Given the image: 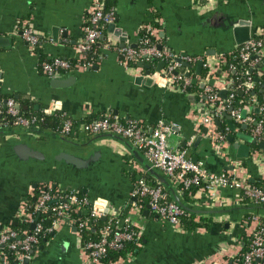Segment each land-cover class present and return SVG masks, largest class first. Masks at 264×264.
<instances>
[{
    "label": "crops",
    "instance_id": "crops-1",
    "mask_svg": "<svg viewBox=\"0 0 264 264\" xmlns=\"http://www.w3.org/2000/svg\"><path fill=\"white\" fill-rule=\"evenodd\" d=\"M113 1L119 33H110L108 26L105 27L104 44L109 43L110 48H101L98 59L89 68L48 78L41 72L42 61L53 57L78 61L93 0H0V37L9 41L0 47V96L15 99L20 111L30 116L48 113L60 117L62 124L66 118L71 119L77 129L66 136L68 141L93 144L91 147L102 150L103 154L98 165L84 173L60 165L20 164L7 153L5 143L9 139L29 140L47 152L62 149L82 154L91 147L83 149L56 136L34 133L9 134L6 140L0 137V230L15 223L21 204L33 197V189L41 183H50L60 189L82 192L90 200L104 199L110 216H118L121 222L129 218L133 226L142 230V247L127 264H232V259L264 221V208L240 200L239 190L221 189L219 197L209 204L204 203L202 195L191 197L190 204L225 211L197 216L210 218V228L194 231L173 228L153 214L148 203L140 210L134 207L140 205L139 199L133 196L137 180L144 178L152 184L160 183L145 170L143 154L134 153L110 138L96 139L83 131V125L111 114L122 122L143 124L150 133L159 122H164L169 129L171 150L187 151L192 160L207 161V153L213 147L204 129L201 134L195 131L196 115L202 116L208 111L201 84L214 80L212 87L220 97L223 92L228 96L227 75L218 69L215 77L205 78L203 65L198 70V63L184 62L189 66L183 63L178 70L184 75L183 81H189L187 91L174 88L163 78L152 79L153 83L148 84L147 72L150 75L158 72L161 62L149 60L138 66L125 65L117 49L136 46L142 31L150 29L160 47L177 57L217 60L238 48L230 27L232 23L253 22L254 37L264 32V0ZM20 21L28 22L39 34L42 42L38 51L33 52L21 38ZM256 69L254 82L257 84L264 75V50L263 61ZM243 108L248 111V117L255 115L257 109L250 104ZM225 112L219 115L221 124L230 128L228 119L222 116ZM233 123L236 132L250 135L249 129H242V124L234 119ZM235 151L234 157L229 155L235 166L223 158L222 163L217 159L212 169L233 166V172L248 184L264 183V150L252 146L250 158L244 160L235 157ZM255 217L258 221L253 220ZM72 229L64 227L45 239L29 264H36L45 255L54 238L58 244L50 264H88L81 256Z\"/></svg>",
    "mask_w": 264,
    "mask_h": 264
},
{
    "label": "built area",
    "instance_id": "built-area-1",
    "mask_svg": "<svg viewBox=\"0 0 264 264\" xmlns=\"http://www.w3.org/2000/svg\"><path fill=\"white\" fill-rule=\"evenodd\" d=\"M116 8H105V0H93L89 10L88 24L84 27V40L80 45V57L78 61L72 62L60 57H53L41 62V72L48 78H56L65 73L78 72L91 67L93 62H86L87 54L99 45V51L110 48V44L100 43L103 37V27L115 22ZM18 30L21 38L27 43L29 48L36 52L41 46L42 39L31 27L28 22L20 21ZM146 30V29H145ZM151 32L150 29L147 30ZM146 31V32H147ZM152 35V33H150ZM104 40V39H103ZM102 40V41H103ZM264 50V32L255 34L250 41L242 47L237 48L231 55L233 59H240L242 63L256 68L263 61ZM122 57V63L133 66L142 62L156 60L166 64L163 71L152 73L149 77L153 80L159 78L166 80L173 87L183 90L189 85V81H183V78L177 73L178 68L186 63L202 62L205 69L208 70V76L215 77L216 72L222 65L227 62L226 56H221L217 60H209L205 57H177L167 48L160 47L157 40L151 41L148 38L140 37L136 46H125L119 50ZM100 55V54H99ZM226 84L227 91L230 94L226 100H223L219 93L212 86L204 89V98L208 111L205 115H196L195 131L201 134L203 129L207 130L206 136L216 154L224 158L228 163L235 166L228 155L229 142L228 137L231 135V129L225 128L220 130L217 127L215 118L221 113L232 109L231 115L239 124L249 123L250 135L261 140L264 134V119L257 120L253 115L245 119L241 117L244 108L240 106L241 102L235 104V89L231 87L232 82L228 79ZM245 86L248 90L253 91L258 88L252 78H248ZM252 105L256 106L258 112L264 116V105H259L256 98H252ZM210 109L213 110L210 111ZM248 112V111H247ZM44 115L49 116L48 113ZM43 117L22 115L18 104L13 99L0 101V129L11 127H40ZM39 125V126H38ZM77 129L75 123L66 118L55 132L65 136H70ZM168 127L164 122H159L156 127L150 131L145 125L129 121L122 122L118 117L111 114L86 122L83 125V131L90 135L101 133H111L119 135L130 141L146 159L152 167L165 173L171 180L172 184L181 193L182 190H188L192 187H198V195H202L205 204H209L219 197L221 189L233 188L241 191L240 200L250 201L251 203L264 204V188L248 184L245 179L241 178L232 171H225L221 175H208L203 169L201 163H195L187 154V151H174L168 145ZM235 168V167H234ZM54 192H53V191ZM79 192L65 190L54 187L50 183H41L32 190L36 202L34 206L28 204L25 200L19 210V218L30 225H35L30 231H23L18 234L11 227H5L0 230V264H26L29 263L38 253L41 245V239L46 235H53L64 227L73 228L77 231L75 235L78 239L79 249L84 261L88 264H102L100 259L109 251L123 250L125 243L132 242L139 249L142 247V230L133 226L129 218L121 220L118 216L108 214V203L104 199L90 200L85 196H80ZM133 196L140 200H147L150 211L160 220L169 224L173 228L181 229L179 218L184 215V211L175 203L169 200L163 187L152 185L146 179L140 178L135 184ZM54 204L51 206L50 204ZM136 210H140L142 205H135ZM32 210V211H31ZM50 226L45 229L42 222H39L37 215H48ZM79 213H84L85 218L74 217ZM110 216L108 225H104L99 230V239L96 241H83L82 232L90 230L93 223L98 219ZM37 217V218H36ZM258 221V218H253ZM134 228L135 230H131ZM248 251L243 254L240 252L237 256L242 255L243 264H264V221H262L250 239ZM236 256V257H237ZM133 256L126 259H120L110 264H127ZM239 260L237 259L236 262ZM28 263V264H29Z\"/></svg>",
    "mask_w": 264,
    "mask_h": 264
},
{
    "label": "water",
    "instance_id": "water-1",
    "mask_svg": "<svg viewBox=\"0 0 264 264\" xmlns=\"http://www.w3.org/2000/svg\"><path fill=\"white\" fill-rule=\"evenodd\" d=\"M118 19L116 18L115 22L112 24L108 25V30L110 33H119L117 31V24H118ZM232 29V34L233 38L235 40L236 46L242 47L245 43L250 41L253 35V31L255 30V24L252 22L250 23L247 20H240L237 21L236 23H232L230 25ZM55 32V30H54ZM105 38V36L102 37V40ZM9 43V41L6 38L0 37V47L4 46L5 44ZM156 60L152 59V62H155ZM185 66H189L188 64L184 63ZM203 63L199 62L198 63V70L202 68ZM165 66L164 62H161L159 64V69L158 71H161V69ZM145 68L149 69V65H145ZM177 74V73H176ZM147 75H150L149 72H147ZM148 84L153 83V80L151 78H148L146 81ZM195 83V81H194ZM214 84V80L209 81L208 83H202L201 87L205 89V87L212 86ZM221 98L223 100H226L227 94L225 92L222 93ZM19 107V106H18ZM232 109H228L222 116L226 117L227 124L231 128L232 134L228 137V142L231 145L230 146V153L229 155L231 157H234L233 151H235V157H237L240 160L244 159H249L252 153V146L257 145L259 149L264 150V134L262 135L261 140H256L254 139L251 135H246L243 133V131L236 132V127L233 123V118L230 115ZM256 112H258V109H256ZM248 112L247 110H244L241 114V117L243 119L246 118ZM221 117L219 116L218 118H215V122L217 124L218 128H221ZM249 123H245L242 125V129L248 130L249 129ZM19 133H34L35 135H46V136H56V138L69 143L72 146H78L80 148H89L93 146V144H83L80 145L78 143L68 141V138L65 135H62L60 133H57L55 131H49L41 127L37 126H32V127H11V128H5V129H0V137H3V139L6 140L7 136L9 134H19ZM203 133L206 134L207 130L204 129ZM97 138H110L113 139L114 141H118L127 149L130 151L137 153L140 152L137 148L134 147V145L125 139L122 136L111 134V133H101V134H96L94 135ZM200 139V138H199ZM197 140L199 142L200 140ZM196 142V144H197ZM195 144V145H196ZM7 147V153H10L9 155L15 159L17 163L20 164H36V165H60L66 168H69L73 171H77L80 173H84L85 171L93 169L102 159V150H98L94 147H91L90 150L85 151L82 154H76L74 152L68 151V150H55L51 152H47L44 149L32 144L29 140H14V139H9L5 143ZM209 151L207 153V161L202 162L198 161L197 158H195L193 161L195 163H201L203 166V169L207 172L208 175H221L223 172L221 170L225 171H232L233 166H221L220 169L213 170L212 166L215 165L216 160L218 159L220 163L223 162V158L218 156V154L215 153L214 150ZM141 153V152H140ZM143 154V153H141ZM144 166L145 170L150 174V176L154 177L157 179L160 183L157 185L163 187L164 191L167 193L168 197L171 198V201L175 203L179 208H181L185 214L189 215H196V216H211L213 214H219L221 212L225 211H219L215 210L213 208H200L197 205H193L188 203L181 193L178 191V189L172 184L171 180L163 173L162 171L155 169L152 167L151 163L146 159L144 155ZM161 172V173H160ZM56 187V185H54ZM255 207H262L264 208V204H259V203H252ZM228 211V210H227ZM226 211V212H227ZM103 220L106 219V217L102 218ZM35 225H31V229L34 228ZM73 232L75 233L77 229L73 227ZM76 236V235H75ZM77 239V237H76ZM78 242V240H77ZM58 244L57 239H53V241L49 244V247L45 253V255H42V258H40L38 261L36 260V264H50L49 259L53 255V250L55 249V246ZM26 264L29 263V260L27 259Z\"/></svg>",
    "mask_w": 264,
    "mask_h": 264
},
{
    "label": "trees",
    "instance_id": "trees-1",
    "mask_svg": "<svg viewBox=\"0 0 264 264\" xmlns=\"http://www.w3.org/2000/svg\"><path fill=\"white\" fill-rule=\"evenodd\" d=\"M105 8L106 9H110V8H116V3L113 0H105ZM106 28L103 27L102 31L103 34L105 33ZM142 37L148 38L151 41H154V37L150 34V32H146L145 30L142 31ZM105 40H101L99 41L100 43L104 42ZM99 57V45H96L88 54H87V60L86 62H95ZM227 62L225 65H222L220 67L221 72H227L229 74L228 79L232 82L231 87L235 89V104L237 105L238 102L240 103V106L243 108L246 105H252V98H253V92L255 98L257 99V102L259 105H264V75L260 78L259 83H257L256 85L258 86L257 89L250 91L248 90V88L245 86V83L247 82L248 78H252L253 81L255 79V77L257 76V69L256 68H252L250 67L248 64L242 63L240 59H233L232 55H227ZM133 66H138V65H133ZM182 67V66H181ZM178 75L182 76L184 78L183 73L181 72V70L179 69L178 71ZM217 75V74H216ZM208 76V70L205 69L204 72V77L207 78ZM192 87V86H191ZM190 87V88H191ZM188 88H186L185 91H187ZM216 91V90H215ZM230 94V92L228 91V95ZM10 99V98H9ZM7 99H4L0 96V101L4 102ZM16 104L19 105V103L13 99ZM210 111L213 110L210 109ZM255 112V111H254ZM22 115L25 117H30V113H25L22 112ZM33 115H36L38 117H43L44 120L41 123L40 126L44 127V128H51L54 131L58 130L59 127H61L62 123H60V117L58 116H47L44 114H37V113H32ZM257 120H262L264 119V116L259 113L256 112L255 115H253ZM90 122V121H89ZM221 131L225 129V126H221V128H219ZM249 131H250V127H249ZM232 134V131H231ZM253 147L255 149H258L257 145H253ZM150 183V182H149ZM152 184V183H150ZM152 185H157V184H152ZM256 187H261L264 188V183L259 182L255 184ZM53 191V190H52ZM54 192V191H53ZM80 196L82 195V192L78 193ZM181 195L183 196V198L187 201V202H192L193 196H197L198 195V187H192L190 189H186V190H182L181 191ZM170 200V199H169ZM36 200L34 197H29L28 198V204L30 206H34ZM148 203L147 200H140L139 204H141L142 206L145 207V205ZM51 206H53L54 204H50ZM32 211V210H31ZM52 216V213H49L48 215H42L39 217V215H37L39 222H42L43 226L45 229H47L50 226V221L49 218ZM74 217H81V218H85V214L84 213H79L77 215H73ZM36 217V218H37ZM110 216L103 220V219H98L97 221H95L93 223V227L90 230H86L82 232V238L83 241L86 240H91V241H96L99 239V230L102 226L104 225H108L109 221H110ZM179 223H180V228L184 231H194L198 228H210L211 225V219L207 218V217H200L198 218L196 215H189V214H184L179 218ZM11 228L15 231L18 232V234H22L23 231H30L31 230V225L26 223L24 221L23 218H18L15 220V223L11 226ZM131 230H135L134 228H132ZM50 234L46 235V237L41 239V243L44 242L45 239H49L50 238ZM143 242V240H142ZM251 240H249L248 242L245 243L243 250L241 251V253L243 254L244 252L248 251L249 249V244H250ZM138 250V248L135 246L134 243L132 242H128L125 243L124 249L123 250H119V251H109L105 256L101 257L100 261L102 264H110L113 262H116L120 259H126L129 256H134L136 251ZM239 260L238 262H236V260ZM264 261V260H263ZM232 264H243L242 263V255H239L235 258L232 259ZM254 264H258V262L256 261Z\"/></svg>",
    "mask_w": 264,
    "mask_h": 264
}]
</instances>
